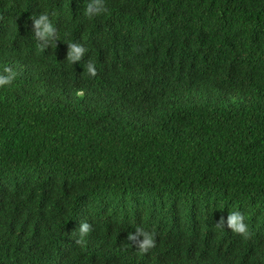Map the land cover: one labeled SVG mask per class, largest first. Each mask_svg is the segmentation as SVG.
<instances>
[{
	"label": "trees",
	"instance_id": "1",
	"mask_svg": "<svg viewBox=\"0 0 264 264\" xmlns=\"http://www.w3.org/2000/svg\"><path fill=\"white\" fill-rule=\"evenodd\" d=\"M9 74L0 264H264V0H0Z\"/></svg>",
	"mask_w": 264,
	"mask_h": 264
},
{
	"label": "clouds",
	"instance_id": "2",
	"mask_svg": "<svg viewBox=\"0 0 264 264\" xmlns=\"http://www.w3.org/2000/svg\"><path fill=\"white\" fill-rule=\"evenodd\" d=\"M35 23H36V27L40 29V32L38 33L39 35H46L51 31L45 17L41 16L39 20H37ZM82 51L83 49L73 46L71 52L69 53V59L72 61L79 60ZM88 71L93 75L95 74V70L91 65L89 66ZM11 80H12V74H9L7 76H0V86L7 85L8 83H10ZM242 220L243 217L240 215V213L231 212L228 216L227 224L230 228H232L236 232L244 233L246 229H245V225L242 223ZM82 231L85 233L88 231L87 224L82 226ZM151 243H152L151 237L150 236L146 237L142 247L145 248L149 247Z\"/></svg>",
	"mask_w": 264,
	"mask_h": 264
}]
</instances>
